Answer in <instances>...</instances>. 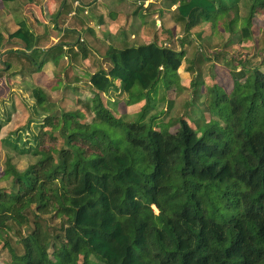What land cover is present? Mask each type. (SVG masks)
Segmentation results:
<instances>
[{"label":"trees","instance_id":"obj_1","mask_svg":"<svg viewBox=\"0 0 264 264\" xmlns=\"http://www.w3.org/2000/svg\"><path fill=\"white\" fill-rule=\"evenodd\" d=\"M171 3L185 35L202 23L217 26L232 11L222 22L239 42L252 37L251 19L264 10V0ZM239 18L245 20L240 28ZM8 37L34 51L36 36L25 20ZM5 40L0 32V57ZM184 53L169 60L173 53L153 41L108 47L109 66L89 75L87 123L78 121L79 109L41 110L47 95L27 86L30 116L2 138L19 154L38 156L23 170L5 162L11 181L0 186V240L12 264H264V72L233 67L229 91L209 87L200 104L219 119L199 131L184 115L170 130L156 121L163 110L148 122H124L102 101L116 79L121 92L135 83L151 92L160 79L167 85L164 64L175 67ZM3 65L13 73L7 60ZM187 69L193 71L192 63ZM199 82L196 76L194 86ZM13 108L11 98L0 99V130Z\"/></svg>","mask_w":264,"mask_h":264},{"label":"crops","instance_id":"obj_2","mask_svg":"<svg viewBox=\"0 0 264 264\" xmlns=\"http://www.w3.org/2000/svg\"><path fill=\"white\" fill-rule=\"evenodd\" d=\"M153 3H158L153 5L154 8L157 7L156 10L150 8ZM175 7L176 4L171 3V0H0V32L6 36L1 50L4 52V59L8 58L6 60L14 70L9 76L10 83L22 82L43 88L49 83L53 93L60 90L62 92L63 88L62 97H78L76 101L81 99L82 104L89 102L93 96L89 75L99 68L109 66L105 57L108 47L121 48L125 44L153 41L164 47L169 55L173 53L169 56V60H173L172 56L182 49L170 51L160 41L161 38L165 39V32L169 33L180 27L173 18ZM150 18L156 27L150 26ZM21 20L26 21L36 36L34 51H26L19 41L8 37L18 28ZM151 35L154 38H150ZM11 50L18 53H5ZM185 55L186 51L179 60L187 58ZM2 58L0 57V61ZM3 62L0 63L3 65ZM70 64L76 68L73 69ZM4 67L3 65L0 70ZM169 71L166 78L171 80L174 77L172 68ZM186 73L190 75L191 72L186 70ZM3 76L0 77V85L4 80ZM180 78L183 80L184 76L181 75ZM114 83L115 87L108 93H101L102 101L105 105L108 102L116 104L118 96H125V112V103L131 102L132 97L138 95L131 92L133 88H142L135 83L129 92H121L119 80H114ZM181 86L186 87L183 82ZM156 100L152 102L154 104L148 105L146 115L150 114L152 107L155 109ZM171 100L175 101L173 98ZM167 103L170 106L173 104L171 101ZM114 104L112 108L117 111ZM81 111L82 115L87 114L85 108Z\"/></svg>","mask_w":264,"mask_h":264},{"label":"rangeland","instance_id":"obj_3","mask_svg":"<svg viewBox=\"0 0 264 264\" xmlns=\"http://www.w3.org/2000/svg\"><path fill=\"white\" fill-rule=\"evenodd\" d=\"M151 4L150 8L156 10L157 7H153ZM166 12V11H165ZM170 13V11H168ZM233 12L230 11L228 15H223L222 17H218L216 19L217 26L212 27L209 22L202 23L200 26L196 27L190 35H185L183 33V28L179 25V28L170 30V32L166 33L165 39L161 38V44L169 48L170 50H180L184 49L186 51V57L176 62L174 67L172 63V67L167 63L164 64L165 70L167 72L166 77H168L170 73V69L172 68L173 78L170 83L165 84L163 79H160L157 82L156 90L148 92L143 91L138 86L134 87L131 92H135L138 95L132 97L131 102L125 103V112H124V102L127 101V98L124 96H118L116 105L117 111H114L112 108V103H106V107L110 109V111L116 116L120 117L124 122L130 121H145L148 122V118L152 114H158L161 110V114L159 115L160 119H156V121L163 120L165 126H168L170 130H174L177 128L178 120L180 116H185L190 124L197 129L206 124L208 121L213 118L219 119L218 115L214 111L202 110V105L200 102H203L206 97V91L209 87H211L214 83L218 85H222L225 90L229 91L232 87L233 77L231 75L232 70L235 68L236 70L241 67H245L246 69H251L257 67L261 72H264V10H259L255 13L254 17L251 19V25L253 30L252 37L244 38L241 42L237 40V36L231 33V28L226 29V24H224L223 18H231L233 17ZM157 22H155L156 24ZM245 24V20L239 18L237 20V27L240 28ZM154 26V21L150 18V26ZM200 30V31H199ZM230 30V32H229ZM161 35V34H160ZM154 35H151L150 38ZM157 36V39L158 40ZM165 43V44H164ZM2 58V57H1ZM63 55L61 56V59ZM177 58V56H176ZM4 57L2 58V60ZM8 59V58H6ZM4 59V60H6ZM179 59V58H178ZM0 62H3V61ZM57 60V59H56ZM168 62V60H167ZM192 63L193 71L189 74L186 73V69L188 65ZM2 63H0V68L2 67ZM70 67L75 69V65L70 64ZM234 67V68H233ZM3 73V82L0 85V99L6 100V97L13 101V112L10 114V121H8L0 130V186H6L10 184L11 179L6 176L5 162L7 159L18 169L23 170L27 165L33 163L37 160L38 156L32 154H19L17 151L12 149L7 144L2 142V138L8 136L10 132H12L17 127H20L26 124L27 119L30 116V110L25 104L24 100L29 98V91L27 90V86H35L28 85L27 83L22 82H13L10 83L9 74H4V71H0ZM169 72V73H168ZM178 72L179 75H178ZM77 73V72H74ZM248 71H246V74ZM82 74H85L82 73ZM184 76L183 80H181L180 76ZM1 76V77H2ZM196 76H199L202 82L199 84H193V81L196 80ZM1 79V78H0ZM244 80V77L241 78V81ZM62 81H59V83ZM65 82V81H64ZM185 84L186 87H182L181 84ZM47 87H41L43 91L47 95V99L44 103L41 104V110L44 109L49 113H57L61 114L62 111H74L75 109H83L84 105L82 104L81 99L77 102L76 99L78 97H62L64 89L62 88V92L56 91L53 93L49 88V83L45 84ZM194 88H199L198 91H193ZM189 92V93H188ZM199 94V98L196 99L195 95ZM54 94V95H53ZM62 94V95H61ZM82 98V97H80ZM175 99L172 101L171 99ZM156 100V107L153 110H150V114L146 115V109L150 103ZM196 99V100H195ZM107 101V99H106ZM173 102V104L168 105L167 102ZM31 102V101H30ZM186 102H189L186 105ZM160 103V105H159ZM9 104V103H8ZM154 104V103H152ZM158 105V106H157ZM88 110H86L87 112ZM83 113V112H82ZM92 118V114L87 112L86 115H82L78 118L80 122H89ZM171 119V120H170ZM168 120H170L168 122ZM167 122V123H166ZM220 122V120H219ZM33 131L36 132L39 129V125L30 124ZM165 126H157L160 129H165ZM155 127V126H154ZM6 177V178H5ZM155 212H157L154 207ZM52 226L57 225V220H53L51 223ZM10 244L16 248L17 252L20 251V244L16 243V236L13 231H10ZM81 260H78V264H80ZM0 263L1 264H12V256L8 246H5L3 241L0 240ZM97 264H102L98 262Z\"/></svg>","mask_w":264,"mask_h":264}]
</instances>
